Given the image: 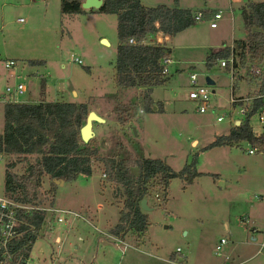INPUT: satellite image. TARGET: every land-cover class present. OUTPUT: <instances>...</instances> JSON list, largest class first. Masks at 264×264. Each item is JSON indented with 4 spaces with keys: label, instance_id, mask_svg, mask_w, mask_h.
<instances>
[{
    "label": "rangeland",
    "instance_id": "374dc122",
    "mask_svg": "<svg viewBox=\"0 0 264 264\" xmlns=\"http://www.w3.org/2000/svg\"><path fill=\"white\" fill-rule=\"evenodd\" d=\"M250 1L264 0H148L189 8L195 14L203 6L210 7L212 14L223 11L218 28L211 27L214 15L205 18L203 14L202 20H196L169 43L173 50L168 80L151 94L161 111L149 112L144 107V88L116 86L114 64L120 40L115 14L97 9L63 14L61 0H0L1 87L5 88L8 78L5 60L23 58L17 61L22 78L12 83L23 81L29 86L31 98L38 101L40 80L44 77L50 84L48 99L90 104L91 111L108 120L94 122L93 126L100 154L130 158L133 173L138 174L136 160L141 157L161 158L179 171L198 155L197 170L203 175L185 188L180 178H174L168 202L153 190L148 201L151 210L147 211L150 226L146 235L139 238L129 232L125 243L111 233L125 200L116 192L117 184L102 161L93 162L91 176L59 182L54 194L49 192L52 179L44 177L38 189V203L89 210L88 216L100 230L89 228L91 234L88 231L81 235L84 242L80 244L87 249L79 250L77 263L83 259L84 264H219L234 249L242 253V260L248 259L245 264H264V200L258 198L264 194V152L249 154L248 150L254 147L249 142L205 150L217 137L230 132L235 119L243 118L240 106L230 101L234 90L236 96L253 97L261 89L263 79L252 75L248 65L241 64L234 82L232 73L220 68V59L205 71L199 68L216 50L247 37L240 8ZM20 18L24 21L20 22ZM24 58L41 59L46 65L33 67ZM75 59H80L81 64ZM193 73L198 74L200 85L217 92L214 111L200 113L189 99ZM207 76L216 84H208ZM221 115L225 119L218 122ZM120 119L127 121L122 123ZM254 122L258 126V118H253V126ZM3 128L0 111V131ZM193 140L198 145L193 146ZM11 161L17 163L12 171L21 177L27 162H34L35 156L21 161L17 155H1L0 195L6 193V169ZM58 230L63 233L62 226ZM49 237L45 234L37 240L32 251V258H46L44 264H51L49 255L43 254L49 250ZM70 238L69 235L58 264H66L67 252H72ZM221 238L228 243L218 255L216 245Z\"/></svg>",
    "mask_w": 264,
    "mask_h": 264
},
{
    "label": "trees",
    "instance_id": "16d2710c",
    "mask_svg": "<svg viewBox=\"0 0 264 264\" xmlns=\"http://www.w3.org/2000/svg\"><path fill=\"white\" fill-rule=\"evenodd\" d=\"M82 3L83 0H61V12L71 15L83 13L85 9ZM240 9L247 37L234 41L233 52L229 47L215 51L205 68L212 66L215 60L229 58L232 53L235 63L248 65V69L253 65L264 66V1H250ZM98 11L115 14L118 20L120 44L114 64L116 86L118 89L144 88L145 110L161 111L153 102L151 94L156 86L163 85L168 80L167 73L164 72L167 67L164 61L171 56L173 49L142 41L149 32L161 31L172 37L176 36L195 24V12L178 5L147 7L143 0H104ZM201 12L205 18L214 15L210 10ZM132 38L137 44L129 42ZM29 63L31 66L46 65L44 60L37 59L29 60ZM227 68L230 70L229 65ZM262 79L261 89L253 97L264 94V74ZM45 84L46 78L42 77L38 102H7L4 107L0 155H17L21 161H28L29 157L35 156L34 162H27L21 177L12 171L16 162L7 164L5 195L11 199L21 203H37L38 189L44 177L52 179L49 192L54 194L59 182L68 183L81 175H93V162L100 160L116 182V192L122 194L125 200L120 208L118 222L111 230L112 235L124 240L129 232H133L141 238L146 235L150 226L149 214L142 209V201H149L152 191L157 190L158 196L161 195L163 201L168 202L174 178H180L185 188L203 175L197 170V154L179 171L161 158L141 157L136 160L138 174L132 172L130 158L103 157L97 139L84 143L81 138V128L87 124V117L91 112L90 104L65 100L48 101ZM262 105V99L253 100L240 124L233 125L228 134L217 137L205 150L239 146L243 142L264 149V134L257 136L253 130V118ZM120 120L122 123L127 121ZM24 219L41 229L45 215L34 212L24 215ZM33 239L36 240V237ZM32 249L33 245H29L28 253Z\"/></svg>",
    "mask_w": 264,
    "mask_h": 264
},
{
    "label": "built area",
    "instance_id": "2783aa9c",
    "mask_svg": "<svg viewBox=\"0 0 264 264\" xmlns=\"http://www.w3.org/2000/svg\"><path fill=\"white\" fill-rule=\"evenodd\" d=\"M233 3H240L248 0H231ZM223 17V11L219 10L214 13V18L211 21L212 28H218V23ZM195 19L202 20L203 13L200 11L196 14ZM20 22L24 19L20 18ZM171 37L161 31L157 33L149 32L146 34L143 43L161 44L167 46ZM132 44H137V41L133 38L129 40ZM234 49V44L227 46ZM81 64L80 59H75ZM164 63L166 65L171 63L169 58H166ZM222 67L226 68L230 66V72L232 77H235V71L240 68L239 63H235L234 54L232 53L227 59H220ZM7 68H12L16 64L14 61L6 62ZM168 72V68L164 70ZM250 73L255 76H262L264 74V66L253 65L250 67ZM198 74L193 73L190 77L192 87L189 90L188 97L196 103V110L200 113H205L210 110H215L218 103V94L215 90H211L207 86L200 85L198 81ZM27 92V85L25 83L17 84L16 86H8L4 96H0V101L5 102H18L19 97ZM262 99L263 105L257 111L255 117L258 118L260 126H254L253 130L257 136L264 134V94L249 97L245 99L232 98L230 101L232 104L237 102H244L240 106V114L245 117L252 105L253 100ZM216 103L214 105L213 103ZM225 116H218V122H223ZM241 122V119H239ZM235 125V120L234 123ZM263 126V127H261ZM261 129V131H260ZM249 154H256L257 152H264V149H260L258 146H254L248 150ZM1 157V155H0ZM259 199L264 200V194L258 196ZM99 208L102 205H98ZM44 213L45 219L41 229H38L35 224L27 222L24 219V215L30 213ZM78 221H84L92 225L97 231H100L98 227L91 223L90 218L84 212L76 211L69 208H61L56 205H43L42 203H21L11 199V197L0 195V264H44L46 258L38 256L32 258V252L28 253L29 245H33V248L37 242L45 234L51 236L47 246L49 247L48 258L51 264H58L63 247L66 245L67 238L70 230L76 225ZM62 226L63 233H60L58 227ZM256 232L257 230L254 229ZM36 235V236H35ZM36 237V240L33 238ZM29 238V239H28ZM28 239V240H27ZM120 243H125L124 240L117 238ZM228 243L226 238L221 240L216 245V254L222 255L223 247ZM60 246V249L56 247ZM264 247V243H263ZM33 251V249H32Z\"/></svg>",
    "mask_w": 264,
    "mask_h": 264
},
{
    "label": "crops",
    "instance_id": "0c3cea01",
    "mask_svg": "<svg viewBox=\"0 0 264 264\" xmlns=\"http://www.w3.org/2000/svg\"><path fill=\"white\" fill-rule=\"evenodd\" d=\"M84 1V0H83ZM143 4L145 5V6H147V7H155V6H158V5H167V6H171V5H169L168 3H166V2H159V3H156V4H154V3H149L148 2V0H147V2H146V0H143ZM180 7V6H179ZM189 9V8H188ZM85 10H89V9H85ZM94 10H96V9H90L89 11H94ZM202 10H212L210 7H207V6H203V7H201V8H199V11H202ZM157 26H158V24H157ZM170 37H171V40H170V42H172L173 41V39H174V37H172L171 35H170ZM237 40V39H236ZM170 42H168V44H167V46L168 47H170ZM234 43V42H233ZM232 43V44H233ZM119 44H120V41H119ZM118 44V45H119ZM232 44H230V45H232ZM230 45H226L225 47H227V46H230ZM171 48V47H170ZM172 49V48H171ZM221 49V48H220ZM219 50V49H218ZM217 51V50H216ZM21 59H23V58H21ZM21 59H6L5 60V64H6V62L7 61H14L15 62V66L14 67H12V68H7L6 67V65H5V68L8 70V74H7V76H8V78H7V82H6V85H5V88H3V87H1L0 86V96H4L5 95V93H6V88L8 87V86H16L17 84H20V83H24L23 81H19V82H14V84L12 83L14 80H16L17 78L18 79H20V78H22L21 76H20V72H19V70H20V66H19V64L17 63V61H19V60H21ZM24 59H26V60H30V59H27V58H24ZM169 59L171 60V63H172V58H171V56L169 57ZM38 60V59H37ZM41 60V59H40ZM217 61V60H216ZM170 63V64H171ZM170 64H168L167 65V68H168V72H167V74L169 73V65ZM40 66H42V65H40ZM45 66V65H44ZM204 67H205V65H203ZM33 67H37V66H33ZM220 68H223V67H220ZM206 69V68H205ZM224 70L226 71V72H228V73H230L229 71V69L228 68H224ZM44 78V77H43ZM233 78V81L235 82V80H237L235 77H232ZM214 82H215V84H216V80H214L213 78H211ZM41 81V80H40ZM198 81H199V78H198ZM190 83H191V80H190ZM45 85H47V92H46V100H48V101H54V100H50V99H48V95L50 94V92H49V82H48V79L46 78V84ZM192 87V85H190V88ZM232 98H236V99H245V98H249V96H236L235 95V90H234V95H233V97ZM19 101L18 102H32V103H34V102H38L39 100H40V98H39V100L37 101V100H35V99H33V98H31V93H30V89H29V86H27V92L26 93H24L23 95H21L19 98ZM56 101V100H55ZM7 102H3V101H0V111H1V114H2V116H3V118H4V107H5V104H6ZM244 102H237V103H234L233 105L235 106V105H238V106H242V104H243ZM105 121H108V120H106L105 119ZM237 124H240L239 123V118L238 119H235V125H237ZM234 125V124H233ZM232 125V126H233ZM254 126H255V122H254ZM258 126H259V123H258ZM261 127H263V126H261ZM4 129V128H3ZM3 129L1 130V132H3ZM260 131H261V129H260ZM197 144L198 145V141L197 140H193L192 141V145L194 146V144ZM196 145V146H197ZM220 180V179H219ZM222 184L224 185V182H222ZM55 205L56 206H58L56 203H55ZM59 207V206H58ZM77 211V210H76ZM88 211L89 210H86V211H80V212H84L86 215H87V217L88 218H90L88 215L89 214H87L88 213ZM247 219H248V216L246 217ZM90 221H91V223H92V218H90ZM93 224V223H92ZM96 226V225H95ZM97 227V226H96ZM225 227H226V230L228 231V229H229V227H228V224H225ZM89 228H93L94 229V231L96 230L92 225H88V223H86V222H84V221H78L77 223H76V225L70 230V232H69V235H70V243H71V245H72V252H67V255H69L68 256V258H67V260L65 261L66 262V264H68V263H70V264H84L85 263V261L86 260H83V259H80L79 260V263H77V261L75 260V256H77V253L79 252V250L81 249V248H83V250L85 251L87 248H85L82 244H80L82 241L84 242V240H83V237L81 236L83 233H86V232H88L89 231ZM99 229V228H98ZM254 231V230H253ZM87 234V233H86ZM88 234H91V231H89V233ZM98 235V234H97ZM78 236V237H77ZM99 237H100V235H98ZM51 237V236H50ZM49 237V238H50ZM73 237H76L77 239H78V241H76V238H75V242H74V240H73ZM101 238V237H100ZM125 241V240H124ZM220 241V240H219ZM218 244V243H217ZM49 253V250L47 251V252H43V254H48ZM49 255V254H48ZM241 255H242V253H241ZM240 254H238L234 249H231V250H229L228 251V253H227V255H226V258L224 259V260H222L221 262H219V264H245L246 263V261L248 260V259H246V260H242V256H241ZM89 264H93V263H90L89 262Z\"/></svg>",
    "mask_w": 264,
    "mask_h": 264
},
{
    "label": "water",
    "instance_id": "95a60500",
    "mask_svg": "<svg viewBox=\"0 0 264 264\" xmlns=\"http://www.w3.org/2000/svg\"><path fill=\"white\" fill-rule=\"evenodd\" d=\"M104 0H84L82 3V7L84 9H97L100 10V8L103 6ZM107 42V41H104ZM199 68L202 71H205V67L203 65H200ZM207 83L210 85L215 84V82L209 77H206ZM94 122L99 123H105V119L101 117L98 113L95 111H91L87 117V124H85L81 128V138L84 143H89L91 139L94 138L95 132L93 130ZM240 123V122H239ZM238 125V124H237ZM62 184H64V181H62ZM142 209L145 211H150L151 208L148 205V200L144 199L141 203Z\"/></svg>",
    "mask_w": 264,
    "mask_h": 264
}]
</instances>
